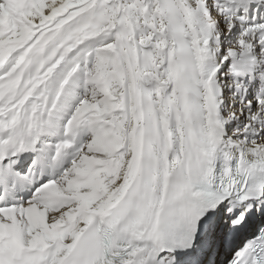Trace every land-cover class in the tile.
Segmentation results:
<instances>
[{"label":"snow or ice","instance_id":"1","mask_svg":"<svg viewBox=\"0 0 264 264\" xmlns=\"http://www.w3.org/2000/svg\"><path fill=\"white\" fill-rule=\"evenodd\" d=\"M0 264H264V0H0Z\"/></svg>","mask_w":264,"mask_h":264}]
</instances>
